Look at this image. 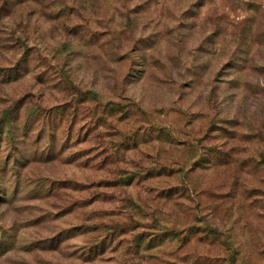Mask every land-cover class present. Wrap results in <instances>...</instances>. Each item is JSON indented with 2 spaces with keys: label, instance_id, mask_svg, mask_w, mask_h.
I'll return each mask as SVG.
<instances>
[{
  "label": "rangeland",
  "instance_id": "rangeland-1",
  "mask_svg": "<svg viewBox=\"0 0 264 264\" xmlns=\"http://www.w3.org/2000/svg\"><path fill=\"white\" fill-rule=\"evenodd\" d=\"M0 71V264H264V0H3Z\"/></svg>",
  "mask_w": 264,
  "mask_h": 264
},
{
  "label": "clouds",
  "instance_id": "clouds-1",
  "mask_svg": "<svg viewBox=\"0 0 264 264\" xmlns=\"http://www.w3.org/2000/svg\"><path fill=\"white\" fill-rule=\"evenodd\" d=\"M0 3H3V0H0ZM56 7H59L58 5ZM52 11H54L55 9H50ZM15 25H13L14 27ZM82 39H87V36H83ZM131 46V42H129L123 49H120V48H116L115 45H106L105 46V49L106 51H108L109 55L110 56H116L119 54L120 51H127L128 50V47ZM87 51V50H85ZM132 59H135L136 60V64L133 65L132 69H131V72H132V76L131 77H128L127 79H123L122 80V77H123V72H109L108 73V81L107 83L109 84V86L112 88L113 92L116 93V94H119V95H125V94H128V95H131L130 92L128 93H125L123 90L128 86V79H132L134 78L137 74H138V68L142 65L143 61L142 59L139 58L138 54L137 53H130L129 55V61H125V63H128L130 62ZM189 60H190V57L188 56L187 52H185V55H184V61H183V64L181 65L180 68L177 69V71H180V72H183V69H184V66H188L189 64ZM105 61H100V63H104ZM76 61H73V64H75ZM192 63H200L199 60L197 61H193ZM29 69H30V72H29V78H31L32 76H35L39 73H42L43 72V69L38 67L36 65V62L35 61H31L30 64L27 66ZM72 65H69V68H71ZM112 67H117V65H112ZM9 72L13 71L12 69H9L8 70ZM4 73L2 71H0V75H3ZM197 73L194 72L193 75H196ZM157 75H159V73H157ZM171 75H175V73H171ZM70 77L72 80H74L76 83H80V79H79V76L75 73H70ZM187 78V77H186ZM83 87H87V84H84L82 85ZM173 89L175 90L176 88V85H173L172 86ZM42 89L41 88H35L33 89V91L35 92H39L41 91ZM76 93H72V96H75ZM205 95H207V92L205 90ZM72 96H69L67 97L68 99H71ZM106 97H102V99H105ZM218 99V98H217ZM93 103H97L96 101H93L92 103L86 105V106H81L82 107V110L80 112V115L81 116H84L85 112L88 111L89 109L92 108V104ZM209 103L211 104H215V101L213 100H209ZM201 104L204 105V102L201 101ZM75 106V105H74ZM176 106L177 107H184L183 104H181L179 101H177L176 103ZM222 105H219V104H215V107L212 109V111L209 113L210 115L213 114L216 110V108H221ZM202 110L204 111H208V108L206 105L203 106ZM227 113L224 112V111H221L219 113V115H226ZM87 119L91 120L93 119V116L90 114ZM111 119V118H110ZM83 122V121H81ZM118 127H122L124 128L126 131H134L136 130L137 128V125L136 124H129L127 127L125 126H122V125H118ZM189 136H188V139L191 141V143L189 144V150L191 151H195V150H198L202 147L201 144H197L196 143V139L195 137L199 136L201 133H197V132H193L191 131V129H189ZM152 132H151V129H148L147 127L145 128H140L139 131H138V135H140L141 137H147L148 135H151ZM107 141H103V142H100V147H103L104 144H106ZM203 143H207L206 141L203 142ZM111 150V149H110ZM129 155L131 156L132 154L129 153ZM142 159V158H140Z\"/></svg>",
  "mask_w": 264,
  "mask_h": 264
}]
</instances>
